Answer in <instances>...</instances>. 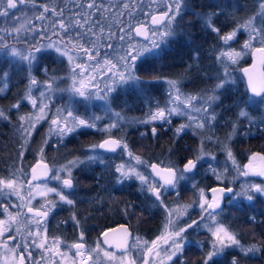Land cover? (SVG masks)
<instances>
[{"label":"snow or ice","instance_id":"obj_1","mask_svg":"<svg viewBox=\"0 0 264 264\" xmlns=\"http://www.w3.org/2000/svg\"><path fill=\"white\" fill-rule=\"evenodd\" d=\"M26 2L32 3L33 8L42 9L36 19H48L49 13L58 19L51 24L52 34L57 39L52 40L51 37L46 36L45 38L49 41L47 44L35 41V36L29 40L27 35H21L22 32H35V28H26L23 23L11 29L0 28V51L5 52L6 55L17 57L27 64L28 84L25 88V95L17 103L11 105V108L19 110L22 107V101L27 100L36 110L28 115L19 116L18 131L24 141L21 145L22 148L28 144L32 133L37 130V125L41 121L48 120V104L44 101L50 99L56 91L67 92L70 98L80 97L88 103L93 99L104 101L105 114L109 119L107 125L99 127V122L104 117L84 118L75 114V106L70 99L64 106L57 108L56 113L49 121L48 136L55 135L57 143L62 144L66 136L76 133L79 129H97L110 133L112 129L121 127V121L124 120V117L121 112L114 111L112 108L113 94L118 91L120 86L132 84L143 89L145 84L158 79L146 69L147 79L142 80L136 74V62L147 63L152 59H162L169 40L177 35V29L181 28V21L186 13H191L198 20L203 21L205 27L217 34L220 33V29L214 26L213 18L223 14V9L213 12H197L189 0H151V4H157L159 11L158 14H151V25L157 27H150L142 21H138L136 24L131 22L136 19L134 13L138 6V0H69L77 11L67 17L65 16L66 7L58 9L55 5H37L34 0H0V17H10L12 10L17 9L18 3L25 4ZM125 15L130 18L128 21L122 19ZM257 15L262 21L259 26L255 24V16L249 17L239 23L236 29L219 36V38L227 45L236 37L237 32L243 29L249 35V40L245 42L244 47L251 48L253 41L258 42L261 46L254 48L253 53L254 55L258 54L259 62L264 65V0H260ZM135 37H142L143 42L134 43ZM9 38L18 43L26 44L27 54L14 45H10L8 43ZM106 49H111L113 53L118 52V54L114 59L109 58L111 53ZM49 50L54 51L60 58H67L70 65L69 78L71 80L67 88L58 87L57 80L60 78L55 75V70H52V75H49L47 66H42V71L47 77L43 85L32 74L34 65L39 62V54ZM102 50H104L103 53ZM239 56L240 53L235 51H222L217 56V60L223 63L227 59L235 63ZM97 69L100 71L97 72ZM243 71L248 78L247 87L250 95L243 102L244 106H241L239 101L234 102V106L239 108V117L248 121L249 129L259 127L264 130V119L257 122L246 110L249 105L264 106V73L254 75L248 68L243 69ZM9 76L10 71L0 74V94L7 90ZM217 79L219 82L214 88L196 94L184 93L182 81L167 80L169 89L167 102L163 106L157 102L154 110L150 106L148 119L136 122L153 124L154 126L151 128L153 137L158 134V128L154 122H160L161 126L163 124L170 126L173 117H186L188 119V123L180 124L175 128L173 132L175 138H179L182 133H186V130L189 129L195 134L197 130L211 128L212 123L216 120L215 105L220 99L221 90L225 89L227 85L235 83L228 73L226 65L224 75L218 76ZM105 80L106 82H104ZM101 82H104L103 88L100 87ZM41 86L44 90L40 92L39 98H37L33 95V89ZM209 91L211 95L206 94ZM193 113L196 115L194 116ZM0 118L8 119L3 109H0ZM235 132L236 126L234 124L233 134ZM207 139L210 140L211 137H207ZM47 142V139L43 141L44 144ZM201 143L203 144V140ZM117 149L127 152L140 165L146 163L140 156L132 155L128 144L122 138L114 139L109 135L102 142L91 145L85 154V159L70 160L66 165H62L53 172L50 178L60 182L61 187L59 188L49 187L47 182L37 183L42 178H49V173L53 171L44 162L43 147H40L38 153L41 158L31 167L30 173L21 168L10 172L7 177L0 176V196L7 198L8 195H15L21 201L18 205L0 203V212L7 217V219H0V240L3 241L0 243V248L5 250L4 253L0 254L3 256V264H28V262L40 264V261L33 258L32 251H30L32 248L41 250L40 260H44L46 257L48 259L59 257V264H65L68 254L60 250L62 241L59 238H53L52 244H48L46 221L57 204L48 201L47 197L54 193L60 202L70 206L74 205V200L69 198L71 192L65 193V190L74 189L73 168L81 165L87 167L92 164H100L108 169L110 166L105 163L101 150L114 153ZM225 149L227 158L231 160L239 176L264 177V155L253 153L249 163L241 169L237 165L232 151L226 145ZM20 155L23 156V152ZM206 156H210V154L201 149L196 158L188 159L182 169L172 165L161 166V164L153 163L150 165L152 171L148 176L137 171L135 167H126L124 164L117 165L115 173L119 174L116 176L118 184H123L126 180L135 177L141 182V191H147L154 198L153 207L163 209L166 219L164 232L151 242L137 236L132 238V243H129L131 234L123 225H121L122 231L118 235H114L111 240L109 239V232L117 233V229L103 232V244L108 245L109 248L117 249V254V252L101 248L100 242H97L95 248H87L83 242L84 233L81 231L79 240L69 246L71 249H75L71 258L72 264H89V262L91 264H187V261L183 259L187 247V237L184 234L187 229L193 228L194 225L199 227V224L196 220H192L186 227H177L180 219L187 214V209L192 206L179 204L180 184L182 181H189L193 178L198 164ZM210 158L215 160V156H210ZM257 161L261 163L257 164ZM208 168L218 181H222L228 171L227 167L222 172L218 171L211 163ZM61 173L65 175L62 176ZM25 183L28 187L26 198L20 192ZM193 187L195 188L196 185L193 184ZM207 191L211 193L210 199L204 189H199L198 203L201 213L206 214V216L201 215V221L205 218L210 221L208 227L214 242L212 251L208 252L202 264H209V261H212L214 257L222 255L226 248L233 246L237 247L244 257L258 254L262 250L260 247L256 245L243 246L237 235L220 222L217 217L224 211L221 201L225 198L226 193L232 194L230 203L237 198L251 202L255 199V194L264 196V182L247 183L242 186L241 192H234L232 187L221 186L210 187ZM37 195L45 200V203L41 204L39 208L32 205V201ZM166 195H174L177 198L175 208L165 203L163 197ZM195 203L196 201H193V204ZM10 207L16 208L15 213L9 211ZM25 208L26 212L23 211ZM125 215H127V209ZM71 219L79 226V221L76 220L75 215ZM13 225L17 226L15 229L17 235L11 234ZM5 233H9L6 239ZM9 241L12 242L11 245ZM134 251L136 255H133ZM93 254H95V259H93ZM53 264H55L54 259ZM230 264H239V260L233 256Z\"/></svg>","mask_w":264,"mask_h":264},{"label":"trees","instance_id":"obj_2","mask_svg":"<svg viewBox=\"0 0 264 264\" xmlns=\"http://www.w3.org/2000/svg\"><path fill=\"white\" fill-rule=\"evenodd\" d=\"M258 1L260 0H224L223 3L217 0H189V2L194 5V10L197 12H213L223 9V14L213 18L214 26L220 29V33L227 31L235 23L233 21L234 17L230 19L229 15L233 14L236 17H243L242 10L246 7L250 8L252 4L254 5L252 6L255 7L260 3ZM34 2L37 5H55L58 9L66 7V17L77 11L69 0H34ZM19 5L31 12V18L25 24L26 28H35V32H22L21 35H27L29 40H32L33 36H35V41H39L42 44H47L49 42L48 39L45 38L46 36L51 37L52 40L57 39V37L52 34L51 28L52 22L57 20V17H53L49 13L48 19L38 20L36 19V16L39 15V12L42 9L38 7L33 8L32 3L28 2ZM113 10L115 11V9ZM158 11L159 8L157 7V4H151V0H138V6L134 13L136 19H133L131 22L133 24H136L138 21H142L145 24L151 23V14H158ZM7 18L10 17H0V28H13L10 24L11 21H7ZM122 19L128 21L130 18L125 15ZM150 26L153 27L151 24ZM217 36V33L211 31L210 28L205 27L203 21L198 20L191 15V13H186L181 21V28L177 29V35L169 40V44L166 46L165 55L162 59H152L147 63L142 61L136 62V74L142 80L147 79L145 72L146 69L158 79L154 80L152 83L146 84L148 87L145 89L139 88V90H136L133 86L130 88L127 87L128 89L121 87L113 94L112 107H120L123 102L124 104L127 103L129 106L121 107L123 111H131L135 114V117L138 118V115L144 112L147 103V106H152L153 94L157 97L158 93H161L160 79L162 77L172 75L182 79L179 74H171V67L174 66V69H181L182 67L185 68V65L187 64L193 65L197 60L195 57H207V60L215 59L211 47L213 46L214 48L217 41H219ZM137 41L142 43L143 38L135 37L133 42L135 43ZM8 43L27 54L26 44L18 43L11 38L8 39ZM114 43L116 42L114 41ZM103 51L104 50H102V53ZM106 51L111 53L109 58H115L118 54V52L113 53L111 49H106ZM39 57V62L34 65L32 74L41 85L47 80V77L42 71V66H47L49 69V75H52V70H55V75L60 78L57 80L58 87L67 88L71 83L69 78L70 65L67 60L58 57L57 54L51 50L44 51L39 54ZM231 67V70L238 75L237 68L239 65L237 66V64H235ZM241 67H243V65L240 66V69ZM5 71H10V76L7 90L3 94H0V109L5 110L8 119L0 118V176L7 177L10 172L15 170L14 168L17 163H20L21 165L18 164V166H21L24 168L23 170L26 171L28 166L31 164L33 165L36 162L34 157L36 152L35 149L40 144L43 130L42 127L44 123L49 120L43 121L37 127V130L32 133L31 138L28 140V144L22 148L21 145L24 141L18 131L19 116L28 114V107L30 105H28L26 100L22 101V107L19 110L11 108V105L17 103V101L21 100L25 95V88L28 84L27 64L18 59H13L12 56L6 55L5 52L0 51V74ZM209 71L207 73L208 77L207 75L206 77L210 82L211 76L209 75ZM243 86L244 84L241 83L237 88L241 89ZM36 89L37 88L33 91L34 94L36 93ZM120 90H127L129 93H132L131 95L133 96H131L129 101H126L125 103L124 95H127V91ZM245 90L247 91V88ZM242 91L244 92V90ZM239 92L240 91L237 93L236 91L232 93L235 96L239 94ZM247 93L250 95L248 91ZM54 95V99H52L48 105V119L50 118L51 113L57 110L59 106H64L70 99L75 106V114L84 118L88 113H95L97 110L104 108L105 105V102L101 100H96V102L93 101V103L89 105V103L84 102L83 99L78 97L70 98L67 92L62 91H56ZM249 95H243L245 100H247ZM148 97H150V99L149 102L146 103ZM156 97H154V100ZM234 101L235 99L230 97L229 100L227 102L224 101L221 106L224 108L228 105L233 106ZM243 102L240 103L241 106H244ZM131 105L134 110H125ZM238 110L239 108L236 110L237 112L232 115L231 120L236 117ZM247 111H249L251 117L257 122L264 119V113L260 117L261 112L256 107L255 109H252L248 106ZM241 121L243 120L240 119V122ZM228 122L230 123V121ZM243 122L245 124L242 125V128H244L245 133L252 131L253 135H244V138H234L230 141V145L228 146L233 154L236 155L237 161L240 165L248 159V153L257 150L264 154V130H261L259 127H252L249 129L248 121L245 120ZM137 130L139 129L136 128L131 131V135L127 139L129 149L134 154H142L146 159L151 161L150 164L154 162L164 166L166 165L164 161L167 157H170L171 159L176 157L177 165L182 168L183 163L187 159H193L190 150L195 144L197 138L193 136L190 131H186V133H182L179 138H175L170 128H158V134L155 137L152 136L149 126L143 127V132ZM142 133H144V135H141ZM103 139L104 138H101V136L98 135L97 131L80 129L77 130L76 133L66 136L62 144L59 143L55 146H57V151H59L57 153L75 156L81 154L79 151L84 144L96 141L100 142ZM48 150H50V147ZM51 150H53V148H51ZM21 152H23V156L20 155ZM101 152L105 158V163L110 167L106 169L104 165L100 164L89 165L85 171L78 173L74 180V184L81 186L82 189L77 195L70 196L75 202V207L79 206L82 209L80 213L77 212L78 219H85L82 224V230L85 233L98 234L100 229L111 226L116 222L127 221V219H143L140 221H134L132 229H134L133 231L135 234H140L146 239L152 238L157 233L158 225L162 220L161 209L153 207L154 198L145 191H141V187L133 180L119 186H113L110 174L105 175V173L108 172L116 162L115 157H112L114 154L112 152H103V150H101ZM53 153L56 152L53 151ZM219 154L220 157L217 158L218 161L219 159L224 158L222 155L223 153L219 152ZM220 162L218 164H220ZM197 172L198 169L195 170V174H197ZM204 184L207 188L216 184L227 187L232 186L234 191L237 187V182H234L231 185H227L226 183L215 184V182L209 177L206 178ZM181 191H187V193L191 195V190L185 187H182ZM231 196L232 194L223 201L222 207L224 211L221 214L220 222L235 233L240 242L256 245L262 250L255 256L244 257L242 253L236 251V249H231L230 251H225L222 256L214 257L212 261H209V264H230L233 256L239 260V264H264V199L255 196V199L251 202L246 201L243 198H238L231 203H228L227 199ZM98 202L100 203L98 204ZM110 202L112 203L111 205ZM126 209L127 215H125ZM141 209H144V211H141ZM66 215L67 213L64 212L61 216L67 218ZM69 230L72 231V228ZM187 246L188 247L184 253V256H186L184 257V260L187 261V264H202L204 250L194 244H189Z\"/></svg>","mask_w":264,"mask_h":264},{"label":"rangeland","instance_id":"obj_3","mask_svg":"<svg viewBox=\"0 0 264 264\" xmlns=\"http://www.w3.org/2000/svg\"><path fill=\"white\" fill-rule=\"evenodd\" d=\"M217 1L224 3V0H217ZM258 2H260V1H258ZM252 5L250 8L246 7L244 10H242L243 11V13H242L243 17H236L233 14L229 15L230 19H232L234 17L233 21L235 23L227 31H224V32L218 34L217 38L219 39V41H217L214 48H213V46L211 47V49L214 52L212 54L215 55L214 60H210V59L207 60V57H201V58L195 57V59H197V60L193 63V65L187 64V65H185V68L182 67L181 69L180 68L174 69V66L171 67V69H172L171 74H179L183 80L181 78H177V77L172 76V75L164 76L160 79L161 93L160 94L158 93V95H157L158 99H157L156 95L153 94V104L151 107L154 110V106L157 102H159V104L161 106H163L168 100L169 89H168L167 80H169V79H175V80L182 81V91L186 94H196V93H200L204 90H211L219 82L217 77L218 76L222 77L224 75L225 65L227 66V71H228V73H230L231 78L235 81V83L229 84L225 87V89L221 90L220 99L217 102V104L215 105L217 116H216V120L212 123V127L197 130L195 134L190 129L186 130V131H190V133L197 138L195 144L193 145L192 149L190 150L191 151L190 153H192L193 159L196 158V156L199 154L201 149H203V151L205 153L210 154V156H215V160H212L210 158V156H206L205 159L201 160L200 163L198 164L197 174H195L191 180L181 182V184H180V196H179V201H178L179 204H181V205H192L191 207H189L187 209V214L184 215L180 219L177 227H186V225L188 223H191L192 220H196L198 222L199 227L194 225L193 228L187 229V232L184 235L187 237V245L194 244V245H196V246H198L204 250L203 260L207 256L208 252L212 251V245L214 242L212 234L209 231V227H208V225L210 224V221L207 218H205L203 221H201V215L206 216V214L201 213V210L199 208V203H198L199 189H204L205 193L207 190V187H205V184H204V182L206 181V178L209 177L210 179H212L213 182H215V184L216 183H226L227 185H231L232 183L237 182V187H236L234 192H241L242 186L246 185L247 183L264 182V177H259V176L258 177H253V176L243 177V176H239L237 174V172L235 171L231 160H229L227 158V152L225 149V145L229 149L228 146L230 145L231 140H233L234 138H237V137L244 138V135L252 136L253 132L249 131V133H245L244 128H242V125L245 124L243 121H245L246 119L243 117H239L238 114L236 115L235 118H233L231 120L232 115L237 112L236 111L238 109L237 107H235L234 105L233 106L228 105L226 108L221 106L222 103L224 101L227 102L230 97L235 99L234 102L239 101L241 103L245 100V97L243 95H249L247 93V91L245 90L247 88L245 86L246 83H244L245 79H244V77H242L243 76V75H241L242 73L240 74V72H241L240 66H242V65L244 66L245 64L246 65L251 64V62L253 60V56H254L253 55L254 54L253 53L254 48L260 47L261 45L258 42L253 41L251 48H245L244 45H245V42L249 40V35L243 29L238 31L236 37L233 40L229 41L227 45H225L224 42L222 40H220L219 36L225 35L231 31H233L234 29H236L238 27L239 23L243 22L244 20H246L249 17L255 16L256 17L255 24L257 26H259L262 23L261 18L257 15V13L259 12L260 3H258L255 7H253L254 5L253 6ZM30 18H31V12L24 9L23 7H21L18 4L17 9L12 10V15L10 16V18H7V21H9V20L11 21V23H10L11 26L18 27L19 24H21V23L26 24ZM150 24L151 23H147L145 25L150 26ZM154 26L155 25H153V27ZM150 27H152V26H150ZM222 51H225V52L235 51L237 53H240V56L237 58L235 63H232V61L227 60V59H225L223 61V63H221L220 61L217 60V56H219ZM12 58L19 60V58H17V57H12ZM65 59L67 60V58H65ZM19 61H21V60H19ZM21 62H23V61H21ZM235 64H237V66L239 65V67L237 68V71L239 73L238 75L233 70H231L232 69L231 66H233ZM261 68H262V71L264 72V65L261 64ZM229 70H231V71H229ZM99 71H100V69H97V72H99ZM208 71H209V75L211 76L210 82H209V80H207ZM206 75H207V77H206ZM99 79H101V77H99ZM104 82H106V80ZM104 82L100 83L101 88L104 87ZM241 83L244 84V86H245V88H244V86L241 87V89L244 90V92L241 89L237 88L238 86L241 85ZM132 86L135 87L136 90H139V88L137 86L132 85V84L120 86L118 88V90L121 87H124V89H125L127 87L130 88ZM146 87H148V86L145 84L144 89ZM34 89H33V91H34ZM43 90H44L43 86L40 88H37L36 93L34 94V92H33V95L35 97L39 98V94ZM120 91L126 92L127 90H120ZM236 91H237V93H238V91H240V92H239V94L236 93L237 95L234 96V94L232 92H236ZM54 93L51 95V98L46 99L44 101V103L49 105V103L52 101V99H54L53 98V96H55ZM241 93H242V97H241ZM131 94L132 93H129L127 91V95H124L125 101H129L131 96H133ZM206 94L211 95V92L209 91ZM154 97H156L155 100H154ZM160 97H161V99H160ZM78 98H80V97H78ZM147 99L148 100L146 101V103L149 102L150 97H148ZM93 101L96 102V99H93L89 103V105H91L93 103ZM27 103H28V105H30L28 107V110H29L28 114L36 111L33 109L32 105L28 101H27ZM38 103H39V99H38ZM147 105H148V103L146 104V108H144V112L142 114H139L138 118H137V117H135V114L132 113L131 111H126V112L123 111V109L121 107L129 106L127 103L124 104V102H123L122 106H120V107H117V106H115L116 108L112 107L114 111L121 112V115L124 117V120L121 121V127L112 129L110 133H105V132L97 130V129H88V130L97 131L98 135L101 136V138H108L109 135H111L112 138H116V139L122 138L123 141L128 144L127 139L131 135L130 134L131 131L138 128L139 130H137V131L143 132V127L149 126L150 130H151V128L154 126L153 124H141V123L136 122L139 120L148 119V113H149L150 107ZM249 106L252 109H255V107L258 108V110L261 112L260 117L263 115L264 106L259 105V104L249 105ZM60 107L61 106H59L58 108H60ZM131 109L134 110L132 105L130 107H127L125 110H131ZM55 113H56V110L50 114V118L48 119L49 121ZM238 113H239V110H238ZM28 114H26V115H28ZM48 114H49V108L47 111V115ZM193 115L195 116L196 114L193 113ZM93 116L104 117V119L99 122V127H103L109 123L108 116L105 114V105H104V108H102L101 110H97L95 113H93V112H91L90 114L88 113L87 116H85V118H89V117H93ZM135 119H136V121H135ZM240 119H242L243 121L240 122ZM49 121L45 122L43 127H42L43 128L42 137L40 139V144L35 149L36 152H35L34 157H35V161H37L41 158L38 153H39L40 147H43L44 148L43 159L45 162H47L49 164V167L53 171L50 172L49 178H47L46 180L37 181V183L47 182L49 187L59 188V187H61L60 182L50 178L51 175L53 174V172H55V170L60 168L62 165H66L68 163V161H70V160H74L76 158L85 159V154L88 152L90 146L93 144H98L99 141L90 142V143H87V144H84L83 146H81L80 151H79V153H81V154H79V155L68 156V155L63 154V153L59 154V153H57V152H59V151H57L58 148H57V146H55L56 144H59V143H57V137L55 135H52L50 137L48 136ZM228 121H230V123ZM42 122L43 121H41L37 125V127ZM19 123H20V121H19ZM186 123H188V119L186 117H173L172 123L170 126L168 124H163L161 126L160 122H154V124L157 128H160V129L161 128L162 129L170 128L172 133L174 132L175 128L178 127L180 124H186ZM234 124L236 126L235 134H233V125ZM85 129H87V128H85ZM144 131H145V129H144ZM207 137H211V139L209 140V139H207ZM229 137H231V138L229 139ZM45 139H47V141H48L47 144L43 143V141ZM202 140H203V144L201 143ZM49 147H50V150H51V148H53V150H51V151L48 150ZM53 151H55L56 153H53ZM219 152L223 153L222 155L224 158L219 159V161H218L217 158L220 157ZM131 153L133 156H140L142 158V160L145 161L146 163L143 165H140L137 163V161L135 159L131 158L127 152H122L121 149H117V151L114 152L113 153L114 155L112 156V157H115L116 162L113 164V167L108 172L105 173V175L110 174V177L112 178V185L113 186L122 185V184H118L116 182V176L119 174L115 173V167L117 165H120V164H124L126 167H135V169L137 171L143 173L146 176L151 174V170H150V162L151 161L146 159L142 154H138V153L134 154L132 151H131ZM251 153H248V154L250 155ZM232 154H233V152H232ZM216 155H217V157H216ZM233 156L236 159L237 165L241 169H243L244 162L240 165L237 161L236 155L233 154ZM246 161H247V163H249V156H248V159H246ZM164 162L166 164L164 166L172 165L176 168H180L177 165V158L176 157H174L172 159L170 157H167V159ZM164 162H162V163H164ZM219 162H220V164H218ZM210 163L213 164V166L218 171H221V172L225 169V167H227L228 171H227V173H225L224 179L222 181L216 180L215 176L209 170L208 165ZM18 164L21 165L20 163H17V165H15V168H14L15 170H13V171H16V170L22 168L21 166H18ZM31 165L27 167L26 171L25 170L24 171L29 173V168L31 167ZM87 167L81 165V166H78L76 168H73V170H72L73 182L75 180L76 175H78V173H80L81 171H85V169H87ZM22 169H24V168H22ZM180 169H182V168H180ZM61 175L63 176L65 174L61 173ZM131 180L136 182L141 187V182L138 179L133 177ZM131 180H126L124 183L131 181ZM193 184L196 185L195 188L193 187ZM216 185H220V184H216ZM182 187H185V188L191 190V195L189 193H187V191H185V192L181 191ZM224 187H227V186H224ZM81 189H82L81 186L74 184V189L65 190V193L67 194V193L71 192L70 196H75L80 192ZM20 192H21L22 196H24L25 198L27 197L28 187H27L26 183H25V186L22 189H20ZM145 192L148 193L147 191H145ZM148 194L151 195L150 193H148ZM206 195H207V193H206ZM70 196H69V198H70ZM255 196L261 197L264 199V196H261L259 194H255ZM231 197L229 199H227L228 203H229V200L231 199ZM47 199H48V201H53V202H56V204H57V206L49 214V217L47 218V221H46L47 235L49 238L48 244L51 245L52 239L53 238H59V237L53 234L58 229L56 228V224H54V223L51 224L49 222V219H52V220L53 219H71V217L73 215H75L76 220L79 221V225H80V220L78 219L77 212L80 213V211L82 209L79 206L78 207H75V205L70 206V205H67V204L60 202L59 198L54 193L49 194ZM70 199H72V198H70ZM163 199L165 200L166 204L170 205L173 208L176 207L177 198L174 195H166L165 197H163ZM98 200H99V197H98ZM109 201H111V200H109ZM193 201H196V203L193 204ZM0 203L10 204V205H18L21 203V201L15 195H8L7 198H5L4 196H0ZM44 203H45L44 198L40 197L39 195H37L35 197V199L32 201V205L34 207H37V208H39L40 205L44 204ZM99 203L100 202H98V204ZM111 204L112 203L110 202V205ZM9 211L15 213L16 208L10 207ZM23 211L26 212V208L23 209ZM64 212L67 213V215H66L67 218H63L61 216ZM161 212H162V220H161V223H159V225H158V229H157L158 231L152 238L147 239V241H149V242L156 239L157 236L161 235L164 232V225L166 223V219H165V213H164L163 209H161ZM220 217H221V215L217 217V219L219 221H220ZM0 219H7V217H6V215L2 214V212H0ZM54 221H56V220H54ZM70 225L76 226L77 232H76L75 236L74 235L71 236V234H70V236H69L70 239L66 238V240L59 238L62 241V243L60 245V250H63L62 252H67V254H68V258L65 260V264H72L71 258L73 257L75 250L71 249L69 246L73 242H77L79 240V234L81 231H83L82 230L83 227L81 228L80 226H77L76 223L71 222ZM16 227H17L16 225L12 226V233H11L12 235H17V233L15 231ZM33 228H34V226H33ZM59 229H61V226ZM8 235H9V233H5V239L7 238ZM88 237L84 236V241L86 242V247L87 248H95L97 245V242H99V240L94 235L88 236ZM135 237H137V236H135ZM132 238H134V236ZM18 239H19V237H18ZM144 240H146V239H144ZM2 242L3 241L0 240V243H2ZM240 243L245 247L251 245L250 243H243V242H240ZM9 244L11 245L12 242L9 241ZM101 247L105 248L103 244H101ZM187 247H186V249H187ZM231 249H236V251H239V249L237 247L233 246L230 248H226L224 250V252L230 251ZM4 252H5V250L3 248H0V254H2ZM36 254H38L41 257V250L37 249ZM161 255H163V253H161ZM219 256H222V255H219ZM219 256H217V257H219ZM250 256H252V255H250ZM184 257H186V256H184ZM184 257H183V259H185ZM53 259L59 260L60 258L54 257ZM76 259L78 260V258H76ZM101 259L103 260L102 253H101ZM157 259H159V258H157ZM44 260H47L48 262L50 261V259H48L47 257ZM0 264H3V256L2 255H0Z\"/></svg>","mask_w":264,"mask_h":264},{"label":"flooded vegetation","instance_id":"obj_4","mask_svg":"<svg viewBox=\"0 0 264 264\" xmlns=\"http://www.w3.org/2000/svg\"><path fill=\"white\" fill-rule=\"evenodd\" d=\"M188 160V159H187ZM186 160V161H187ZM186 161L183 163V165L186 163ZM156 164H158V163H156ZM245 164H247V161H245L244 162V165ZM183 165H182V168H183ZM50 176V175H49ZM212 186H214V185H212ZM212 186H210V187H212ZM210 187H208L207 188V190L210 188ZM207 190H206V193H207ZM208 195V194H207ZM208 197H209V195H208ZM227 198V196H225V198L222 200V202L225 200ZM222 205H223V203H222ZM54 220H56V221H54ZM80 220V227L82 228V224H83V222H84V220L83 219H79ZM140 220H143V219H127V221H120V222H116V223H114L113 225H111V226H108V227H105V228H103V229H100V231L98 232V234H95V233H93V234H91V233H85L84 231H83V233H84V236L85 237H88V236H92V235H94L95 237H97V239L99 240V242H100V244H103V242H102V240H101V233L105 230V229H107V228H110V227H113V226H115V225H117V224H120V223H122V224H125L127 227H128V229H129V233L131 234V237H130V240H129V243H132V237L134 236H139V237H141L143 240L144 239H146V238H144L142 235H140V234H135L134 233V229H132V225H133V222L134 221H140ZM49 222L52 224V223H54V224H56V228L58 229L56 232H54L53 234L54 235H56V236H58L59 238H61V239H63V240H66V238H69V236H70V234H71V236H75V234H76V226L75 225H70V223L72 222V223H75L72 219H49ZM60 226H61V229H59L60 228ZM72 227V231L71 230H69L70 228ZM95 227V226H94ZM96 228V227H95ZM69 231V232H68ZM89 238V237H88ZM70 239V238H69ZM96 239V238H95ZM147 240V239H146ZM84 243H85V245H86V242L85 241H83ZM65 243V242H64ZM104 245V244H103ZM104 247L106 248V249H108L109 251H114V252H117V254H118V250H116L115 248H109V247H106L105 245H104ZM102 248V247H101ZM75 250V249H74ZM30 251H32V255H33V258L35 259V260H38V261H40V264H53V260L52 259H50V261L48 262L47 260H40V256L38 255V254H36L37 253V249H35V248H32V249H30ZM61 251H63V250H61ZM133 255H136V252L134 251L133 252ZM96 257H95V254H93V259H95ZM55 264H59V260L58 259H56L55 260ZM28 264H32V262H28ZM89 264H91V262H89Z\"/></svg>","mask_w":264,"mask_h":264},{"label":"water","instance_id":"obj_5","mask_svg":"<svg viewBox=\"0 0 264 264\" xmlns=\"http://www.w3.org/2000/svg\"><path fill=\"white\" fill-rule=\"evenodd\" d=\"M254 55V54H253ZM255 65V67H253ZM245 68H248L254 75H259L260 73H263V71H262V68H261V63L259 62V59H258V54H256V55H254L253 56V60H252V62H251V64H249V65H245V66H243V67H241V73H242V75H243V77H244V79H245V83H246V87H247V85H248V78H247V76L245 75V73H244V71H243V69H245ZM247 90H248V87H247ZM248 92H249V90H248ZM250 93V92H249ZM103 141V140H102ZM101 141V142H102ZM253 153H260L261 155H263V153L262 152H260V151H254V152H252L250 155H249V159H250V157L252 156V154ZM37 162V161H36ZM36 162L33 164V165H35L36 164ZM45 162V161H44ZM187 162V161H186ZM45 163H47V162H45ZM154 163V162H153ZM153 163H151V164H153ZM261 162L260 161H258V164H260ZM48 164V163H47ZM150 164V165H151ZM156 164V163H155ZM32 165V166H33ZM31 166V167H32ZM150 169H151V167H150ZM30 170H31V168H30ZM152 171V170H151ZM29 173H30V171H29ZM50 174V173H49ZM45 179H47V178H42L41 180H45ZM215 186H221V187H224V186H222V185H214V186H212V187H215ZM207 194L209 195V199L211 198V193L210 192H208L207 191ZM230 193H226L225 194V196H228ZM221 205H222V201H221ZM121 225H123L124 227H126L127 229H128V227L125 225V224H122V223H120V224H117V225H115V226H113V227H110V228H107V229H105L103 232H105V231H109L110 229H117V233H112V232H109V239L111 240L112 239V237L114 236V235H118L121 231H122V229H121ZM128 231H129V229H128ZM102 232V233H103ZM102 233H101V240H102V242H103V240H104V237L102 236ZM105 245V244H104ZM106 247H109L108 245H105ZM112 248H114V247H112ZM117 250V249H116Z\"/></svg>","mask_w":264,"mask_h":264}]
</instances>
